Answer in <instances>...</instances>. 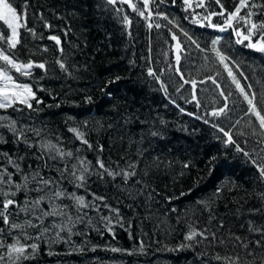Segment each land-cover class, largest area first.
<instances>
[{
    "label": "trees",
    "instance_id": "obj_1",
    "mask_svg": "<svg viewBox=\"0 0 264 264\" xmlns=\"http://www.w3.org/2000/svg\"><path fill=\"white\" fill-rule=\"evenodd\" d=\"M28 2L33 15L27 26L35 29V36L20 28V43L12 51L19 62L44 63L46 71L34 67L29 77L19 76L14 70L12 74L19 77L18 83H29L42 102L31 101L34 110L17 105L23 108L22 112L9 108L0 110V115L17 120L18 126L40 130L39 137L29 133L33 144L50 142L90 161L94 174L86 188H75L67 183L65 187L69 192L84 196L86 202H92L94 196L105 197L112 208L119 209L123 227L113 221L110 232L99 220L102 215H110L107 209L98 213L87 208L78 213L73 202L65 201L70 206L72 219L87 212L86 222L75 223L70 243L61 241L49 246L39 242L38 254L25 264H217L211 257L214 251L224 254L221 245H216L214 250L204 243L178 252L168 251L185 243L189 224L198 228L208 226L209 212L204 204L211 205L217 220L223 218L225 228L220 230L223 235L235 232L251 237L240 225H246L249 219L264 223L259 215L248 213L253 206H264L258 198V194L264 192V181L258 180L257 169L248 158L237 153L234 147L226 146V138L213 124H219L226 131L235 125L231 129L233 139L248 150L251 145L243 141L255 139L248 135L251 131L248 122L258 128V121L254 116H245L247 103L212 50V41L219 38L216 49L239 64L240 70L249 76V82L264 81V53L245 47L247 41L236 43L237 36L232 29L221 32L218 28L201 26L209 22L186 12L182 0H176L175 6L171 5V0L160 5V11L166 12L174 23L153 18L152 23L162 25L159 29H149L150 21L140 18L129 4L113 6L107 0ZM253 2L264 4V0ZM131 3L136 4L137 0ZM221 3L231 12L239 0H221ZM22 4L23 0H16L14 7L18 12ZM114 8L122 9V13L118 14ZM219 10L214 3L210 5L209 11ZM194 11L204 13L199 8ZM245 11L242 10L241 15ZM41 12L43 20L36 18ZM123 14L132 21L131 26L124 23ZM253 19L264 20V16ZM45 22L52 28L45 27ZM211 23L222 25L223 18L214 16ZM169 28L181 45L179 65L175 64L177 40L172 39ZM0 31L5 36L10 35L6 26ZM52 35L60 37V45L49 39ZM192 41L204 51L197 49ZM58 61L65 64L67 71L60 69ZM231 61H226L230 67ZM175 67L184 73V79L196 81L199 107L193 101L190 84L177 91L182 80L173 70ZM149 68L160 77L159 81L148 75ZM233 71L237 69L233 67ZM209 76L216 78L220 88L208 80ZM161 82L167 85L166 92ZM241 83L245 82L241 80ZM220 89H224L225 94L232 93L229 104L233 111L228 119L208 115L223 106ZM204 119L210 123H205ZM237 120L239 124L235 123ZM74 128L84 134L92 148L82 144L70 131ZM6 136L10 138L11 134L6 133ZM0 150L26 156L22 166L27 171H31L27 165L35 167L48 159L47 155L43 160L37 159L39 147L26 150L22 144L9 142L0 144ZM98 159L111 172L135 171V176L127 183L122 175L113 179L105 174L101 178L95 174L102 171L98 169ZM69 163L76 160L70 159ZM185 164L189 167L184 168ZM62 166L63 162L57 161L51 170L41 168V171L55 175V168ZM217 188L223 189L219 195H216ZM148 192H152L151 199ZM18 199L23 201V194H19ZM173 208L175 212L171 211ZM23 218L21 214L20 219ZM88 220L91 223H87ZM215 224L216 221H212V225ZM0 227H5L2 222ZM8 242H11L10 237ZM113 248L120 251L113 252ZM50 251L57 254L49 255ZM202 252H208V257L200 256Z\"/></svg>",
    "mask_w": 264,
    "mask_h": 264
},
{
    "label": "snow or ice",
    "instance_id": "obj_2",
    "mask_svg": "<svg viewBox=\"0 0 264 264\" xmlns=\"http://www.w3.org/2000/svg\"><path fill=\"white\" fill-rule=\"evenodd\" d=\"M182 2L185 6L184 10L190 12V15L209 22L207 25L202 24L201 26L218 28L221 32L232 29L237 36L236 43L244 44L247 41L248 43L244 44L245 47L264 53V20L253 19L254 16H264V4L254 3L253 0H239L234 11L229 12L225 9L221 0H209L208 3H205V0H182ZM15 3L16 0H12V2L0 0V21L3 22L0 25V29L6 26L10 30V35L7 36L3 34V31H0V110L11 108L13 111L22 112L23 108H19L17 105L33 109L31 101L35 100L37 104L42 101L36 97V93L29 83L17 82L19 77L13 76V70L19 76L29 77L34 67L45 69V71L46 68L44 63L35 64L34 61H28L27 63L19 62L15 52L12 51L20 43V28L35 36V29L28 28L27 26L28 19L33 15L29 12L30 5L28 0H23L19 12L17 7H14ZM107 3L113 6L117 5V3L129 4L132 11L140 18L150 21L147 25L149 29L153 27L159 29L162 27L160 23H152L153 18L163 19L168 24L174 23L166 12L160 11V5L165 4V0H137L136 4H132L131 0H107ZM213 3L219 7L220 10L218 12L209 11L210 5ZM175 4L176 0H171V5L175 6ZM194 8L203 9V15L195 12ZM254 9L257 11H254ZM114 10L118 14L122 13V9L114 8ZM242 10H246L244 15H241ZM146 12L147 15L145 14ZM214 16L222 17L223 24H212L211 18ZM36 18L43 20L44 14L41 12ZM122 19L125 24L131 26L132 21L128 19L127 14H123ZM185 19H188V16ZM193 22L199 23L200 20H194ZM44 26L49 29L52 28V25L47 22L44 23ZM175 27L178 28L179 25L176 24ZM168 30L172 33V39L177 40L172 29L169 28ZM181 31L183 30L181 29ZM64 34L67 35L66 32ZM184 35L187 37V33H184ZM253 38H255V42H253ZM49 39L54 41L56 45L61 44L60 37L57 35H52ZM188 39L191 40V37H188ZM192 43L196 44L195 41H192ZM218 43L219 38L212 41V50L227 71L232 84L235 85V89L247 103L245 116H254L258 121V128L251 121L248 122V126L251 129L248 135L255 139L243 141L245 145H251L248 150H245V147H242L241 143L233 139L231 129L235 125L230 126L227 131L225 128L220 127L219 124H213V127H216L226 138L224 141L226 146L234 147L237 153L248 158V161L257 169L258 180L264 181V114H262L264 113V108L261 107V105H264V81L257 79L249 82V76L240 70V65L235 61H231L230 57H226L216 49L215 46ZM196 48L204 51V49H200L199 44H196ZM176 50L175 64L179 65L181 61V45L178 40ZM44 51H47V49H44ZM60 51L63 52L62 47ZM226 61H231L232 67ZM58 63L62 71H67L62 61H58ZM170 67L172 66L170 65ZM233 67L237 69V72L233 71ZM173 70L182 80L177 91H180L185 84H190L193 90V101L199 107L200 104L195 95L197 88L196 81L184 79V73L180 72L179 67H175ZM148 75L153 76L157 81L160 80V77L156 75L152 68L148 69ZM117 79L119 78L117 77ZM208 80L216 85L217 88H220L215 77L209 76ZM241 80L245 83L242 84ZM161 87L165 89V92L167 91V85L163 84V82H161ZM220 96L223 98V106L212 110L208 115L211 117L223 116L225 119H228L229 113L233 111V107H230L229 104V98L232 96V93L229 91L225 94V90L220 89ZM172 103H175V101H172ZM204 122L210 123L207 119H204ZM18 123L17 120L12 119L10 116L0 115V144H7L9 142L16 145L22 144L26 150L39 147L41 151L37 159L43 160L45 155H47L48 159L42 165H36L35 167L30 164L27 165V169H31V171H27L22 166V162H25L27 159L26 156L0 150V222L5 226L0 227V249L3 250L0 251V264H25L26 261L34 259L40 249L39 242H46L49 246L61 241L70 243L73 226L75 223H85L87 212H84L83 215L78 214L75 220H73L68 211L70 206L65 201L73 202L78 213L82 209L87 208H92L98 213L107 209L110 215L99 217V220L104 223L105 229L111 232L113 221L123 227V218L120 216L119 209L112 208L106 202L105 197L94 196L92 202H86L84 196H78L75 191L69 192L65 187L67 183L72 184L75 188H86L88 179L94 174L91 170L90 161L75 155L72 151L58 148L50 142L40 143L37 141L36 144H33L30 141L29 133L39 137L41 135L40 130L31 128L30 126H18ZM235 123L239 124L240 121L237 120ZM70 131L75 133L82 144L87 145L88 148H92V145L84 138L82 132L75 128L70 129ZM6 133H10L11 137H7ZM238 134L244 135V133ZM100 150H103L102 147ZM35 154L33 152V155ZM253 156L256 158L254 159ZM70 159H75L76 163H69ZM212 159L216 158L212 157ZM57 161L63 162V166L55 168V175L49 174L48 171H41V168L51 170ZM96 163L98 169L102 171H98L95 174L101 178L105 174L111 176L113 179L116 176L122 175L124 182L127 183L130 177L135 176V171L111 172L105 167L102 160L98 159ZM130 167L134 169L135 165H130ZM188 167V164L184 165V168ZM222 191L223 189L217 188L216 195H219ZM19 194H23V201L18 199ZM141 194H143V190H141ZM147 196L151 199L152 192H148ZM258 198L264 204V192L259 193ZM200 203L204 204V202ZM204 208L209 212L208 226L198 228L189 224V230L184 236L185 243L178 245L174 249H168V251L178 252L186 248H192L194 245L207 243L213 250L216 245H221L225 249L223 255L214 251L211 259L216 261L217 264H264V223H260L256 219H249L246 225L241 223L240 227L245 228L248 233L252 234L251 237L238 235L235 232L223 235L220 232L221 229L225 228L223 218L217 220L216 215H214V209L211 208L210 204H204ZM171 211L175 212L176 209L173 208ZM236 211L239 213V209ZM248 213L250 216L259 215L264 220V206H253L248 209ZM21 214H23V219H20ZM212 221H216L215 226L212 225ZM87 223H91V221L88 220ZM97 231H100V229H97ZM80 235H83V233H80ZM9 237L11 238V242H8ZM29 241L32 242L29 243ZM111 250L113 252L120 251L117 248ZM140 250L143 251V242H141ZM48 254L56 255L57 253L50 251ZM200 256L206 258L208 257V252H202Z\"/></svg>",
    "mask_w": 264,
    "mask_h": 264
}]
</instances>
